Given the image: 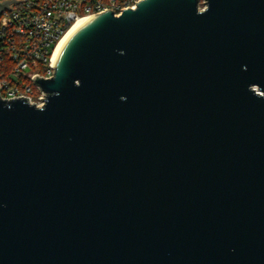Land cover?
<instances>
[{
    "label": "water",
    "instance_id": "water-1",
    "mask_svg": "<svg viewBox=\"0 0 264 264\" xmlns=\"http://www.w3.org/2000/svg\"><path fill=\"white\" fill-rule=\"evenodd\" d=\"M53 69L0 98V264H264V0L96 13Z\"/></svg>",
    "mask_w": 264,
    "mask_h": 264
},
{
    "label": "built area",
    "instance_id": "built-area-1",
    "mask_svg": "<svg viewBox=\"0 0 264 264\" xmlns=\"http://www.w3.org/2000/svg\"><path fill=\"white\" fill-rule=\"evenodd\" d=\"M137 1L11 2L9 7L0 13V98H25L28 103L41 106L45 92L40 89L35 78L52 76L56 46L72 24L78 19L88 18L106 10H111L117 15L123 9L133 8Z\"/></svg>",
    "mask_w": 264,
    "mask_h": 264
},
{
    "label": "bare ground",
    "instance_id": "bare-ground-1",
    "mask_svg": "<svg viewBox=\"0 0 264 264\" xmlns=\"http://www.w3.org/2000/svg\"><path fill=\"white\" fill-rule=\"evenodd\" d=\"M87 20V18H81L76 20L72 26L68 29V31L64 34V36L60 39V41L58 42L55 52L53 54V61L55 60V58L57 57L58 53L60 52L62 46L64 45V43L66 42V40L68 39V37L79 27L81 26L83 23H85Z\"/></svg>",
    "mask_w": 264,
    "mask_h": 264
},
{
    "label": "rangeland",
    "instance_id": "rangeland-1",
    "mask_svg": "<svg viewBox=\"0 0 264 264\" xmlns=\"http://www.w3.org/2000/svg\"><path fill=\"white\" fill-rule=\"evenodd\" d=\"M200 6H201V7L203 6V3H202V2H200Z\"/></svg>",
    "mask_w": 264,
    "mask_h": 264
},
{
    "label": "trees",
    "instance_id": "trees-1",
    "mask_svg": "<svg viewBox=\"0 0 264 264\" xmlns=\"http://www.w3.org/2000/svg\"><path fill=\"white\" fill-rule=\"evenodd\" d=\"M40 70H42L41 68H40ZM44 72V71H43Z\"/></svg>",
    "mask_w": 264,
    "mask_h": 264
}]
</instances>
